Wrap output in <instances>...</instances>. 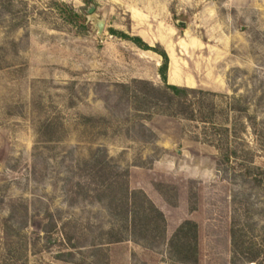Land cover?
<instances>
[{"label":"rangeland","instance_id":"rangeland-1","mask_svg":"<svg viewBox=\"0 0 264 264\" xmlns=\"http://www.w3.org/2000/svg\"><path fill=\"white\" fill-rule=\"evenodd\" d=\"M0 264H264V0H0Z\"/></svg>","mask_w":264,"mask_h":264},{"label":"trees","instance_id":"trees-1","mask_svg":"<svg viewBox=\"0 0 264 264\" xmlns=\"http://www.w3.org/2000/svg\"><path fill=\"white\" fill-rule=\"evenodd\" d=\"M76 17H80L78 14H75ZM112 34L118 35L120 37H123L125 39H129L133 41L138 47H140L143 50H154L158 52L163 57V63L159 69V73L161 74V77L163 78L164 82L166 83V86L163 88H156L158 92L161 94H169V100L171 101V109H179L183 112H177L176 110H173V115L175 114H182L186 113L187 107V100L188 96L192 93L196 92H203V90H199L196 88L188 87V86H182V85H176V84H170L167 80V72L169 68L170 58L165 49H158L154 46H151L148 44L141 36H130L124 32L118 31L116 29L111 28L110 29ZM172 113V112H171ZM227 158H229L228 155H226ZM115 180H111V182H108V186L111 187L115 184ZM107 189V188H105ZM125 208H124V214H126V220H127V226L131 228L133 234H135V239L140 241L143 237H148L151 241L154 243L165 239L166 237V231H167V224L164 217L161 216H147V215H134L131 216V211L129 208V187H127L125 193ZM184 226H196L195 223L191 221H187ZM184 228V227H183ZM233 236V246L235 249V253L243 254L246 256L245 260L248 262L256 261V256L252 254L250 249L244 248L240 238L238 236V230L236 228H233L232 231ZM125 240V237H121L116 241H122ZM243 247V248H242ZM188 248L190 250V246L188 245ZM184 250H186V246H184ZM188 251V250H186Z\"/></svg>","mask_w":264,"mask_h":264},{"label":"bare ground","instance_id":"bare-ground-1","mask_svg":"<svg viewBox=\"0 0 264 264\" xmlns=\"http://www.w3.org/2000/svg\"><path fill=\"white\" fill-rule=\"evenodd\" d=\"M170 56H171V64H170V70H169V80L171 82H176V83H179V84H188V83H190L191 82L190 78L187 77L186 79H183L181 77L177 59L174 56V54L172 53V51H170Z\"/></svg>","mask_w":264,"mask_h":264},{"label":"water","instance_id":"water-1","mask_svg":"<svg viewBox=\"0 0 264 264\" xmlns=\"http://www.w3.org/2000/svg\"><path fill=\"white\" fill-rule=\"evenodd\" d=\"M97 25H98V32L99 34H102L104 26H105V20L104 19H100L97 21Z\"/></svg>","mask_w":264,"mask_h":264},{"label":"crops","instance_id":"crops-1","mask_svg":"<svg viewBox=\"0 0 264 264\" xmlns=\"http://www.w3.org/2000/svg\"><path fill=\"white\" fill-rule=\"evenodd\" d=\"M165 49H166V51H167V53H168V55H169V58H170V53H169V51H168V49L165 47ZM170 62H171V58H170ZM169 70H170V63H169ZM169 70H168V81H169ZM170 82V81H169ZM171 83V82H170ZM173 83H176V82H173ZM172 84V83H171ZM176 85H185V84H179V83H177ZM193 86V85H192Z\"/></svg>","mask_w":264,"mask_h":264}]
</instances>
